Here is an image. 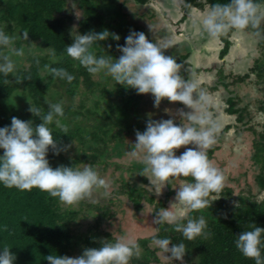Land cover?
Returning a JSON list of instances; mask_svg holds the SVG:
<instances>
[{"label":"clouds","instance_id":"1","mask_svg":"<svg viewBox=\"0 0 264 264\" xmlns=\"http://www.w3.org/2000/svg\"><path fill=\"white\" fill-rule=\"evenodd\" d=\"M71 2L75 7V0ZM193 23L212 40H219L230 31L234 35L251 34L264 39V0L217 2L201 11ZM249 29L253 31L250 33ZM109 36L120 40L118 34L107 29L84 34L72 31L73 42L66 46V54L90 74L102 73L116 84L135 89L138 94L150 93L156 107L167 99L190 109L187 112L179 110L180 124L171 118L149 119L144 131L136 130V142L126 155L144 165L141 175L150 174L153 178L149 179L151 187L155 188L157 195L161 192L160 185L168 184L170 178L191 177V180L180 179L175 202L168 208H160L153 224L173 225L187 240L207 237L211 233L206 231L208 224L204 216L188 218L186 223H181L172 205L179 204L190 210L204 209L212 203L208 199L210 194L219 193L225 185L222 170L213 164L207 154V150L217 142L221 129L218 118L210 110L211 97L194 74L185 78L181 74L182 65L177 63L176 58L165 55L164 50L173 43L171 39L161 44L150 41L142 31L130 30L124 38L125 43L117 44L121 55L113 58L105 52L97 54L94 51L97 47L101 48L98 42L106 41ZM19 38L29 40L28 31H22ZM17 39L16 35L0 27V76L5 78L13 76L17 79V65L13 57L25 54L23 46L16 47ZM50 52L55 57V49H50ZM44 67L54 78L69 83L75 79L63 67L47 64ZM30 105L29 111L39 118V124L13 116L10 125L0 127V149L3 150L0 155V185L21 191L38 188L65 205L89 197L98 188L107 189L108 182L92 164H83L82 167L50 166L47 159L49 149L59 154L52 125L68 133L67 125L61 121L65 116L63 101L49 103L43 114L39 107ZM168 111L165 109V112ZM72 143L75 144L73 140ZM187 145L195 147H186L180 155L175 154L176 149ZM151 243L164 254L166 260L184 264L187 251L183 242L173 243L170 237L154 235ZM234 244L243 256L253 259L255 264H264V227L252 224L249 230L236 235ZM10 249L7 245L0 247V264H14L16 257ZM140 252L138 242L121 235L114 241H101L99 248H84L82 254L76 257L52 253L44 259L48 264H129L134 256L139 257Z\"/></svg>","mask_w":264,"mask_h":264},{"label":"trees","instance_id":"2","mask_svg":"<svg viewBox=\"0 0 264 264\" xmlns=\"http://www.w3.org/2000/svg\"><path fill=\"white\" fill-rule=\"evenodd\" d=\"M113 3V0H110ZM138 4H146L148 0H135ZM206 4L229 3L230 0H204ZM200 0H184L186 11L191 6L201 5ZM122 5L119 7L122 9ZM68 0H7L5 6L0 5V26L7 25L8 33H20L27 30L29 40L19 39L17 45L32 47L35 43H42L47 49H55V57L50 54L31 56L27 67L16 70V77L5 78L0 76V100H5L21 91L28 102V110L12 109L9 112L1 109L0 127L10 125L13 116L39 124L41 121L29 111L30 104L39 107L42 114L47 111L49 103L63 101L65 116L61 118L67 125L68 133H63L53 124L54 136L57 138V150L54 154L50 148L47 159L51 167L59 165L83 166L92 164L98 168L107 165L110 156V145L115 141L123 140L122 134L130 130L128 127L131 111L138 104L139 94L132 88H125L117 84L112 91L93 78V74L79 65L77 61L66 54L65 48L73 42L72 29L76 18L67 9ZM79 6L85 17L79 20V29L84 33L90 31L100 32L107 29L121 32L123 25L114 23L121 14L117 11L108 13L104 11L101 1L83 0ZM70 8V7H69ZM114 17L116 20H110ZM108 18V19H107ZM264 27V25H262ZM249 32L253 30L249 29ZM71 33V34H70ZM222 39H224L222 37ZM123 41L122 43H124ZM123 45V44H120ZM261 47L260 58L254 61L251 73L257 82L264 83V39H259ZM231 43L224 39V47L219 57L224 59L229 53ZM94 51L117 58L120 54L117 44L109 49L99 47ZM105 52V53H104ZM189 53L182 56L181 61L188 59ZM38 61V62H37ZM63 67L75 77L70 83L60 78H54L45 65ZM185 64V63H184ZM183 65V64H182ZM184 66V65H183ZM220 75L223 72L219 71ZM183 74V73H181ZM11 75V74H10ZM250 74L238 78L245 81ZM227 88V84H223ZM51 91H53L51 93ZM229 107L227 113L237 115L238 121L243 122V110L237 108L235 99H226ZM261 110H264L262 107ZM86 121V122H85ZM90 122V123H88ZM141 131L140 129H137ZM256 138L252 159L258 167L256 176L257 193L264 194V131L252 129ZM118 132V133H117ZM142 132V131H141ZM129 134V132H127ZM72 140L75 144L72 143ZM119 144V143H118ZM217 146L208 149V157L212 159ZM3 150L0 149V155ZM191 180V177H183ZM170 188L167 200L174 194L172 181L168 182ZM255 195L249 197L234 195L229 187H224L219 193H212L208 197L212 203L204 209L189 210L179 222L186 223L188 218L204 216L211 234L207 237H197L187 240L181 232L175 230L173 225H158L159 231L155 236L170 237L173 243L183 242L186 246L184 264H255L253 259L243 256L235 247L236 235L243 230H249L252 224L264 227V198L261 201ZM125 194L136 207L141 205L142 191L127 185ZM151 202L154 199H150ZM65 205L53 198L47 192L33 188L31 191H21L15 187L7 188L0 185V247L9 246L15 254L14 264H48L44 257L55 253L69 257L79 256L84 248H99L103 240H115L112 234L100 232L101 222L111 217L106 205L102 207L89 204L92 208L102 211L95 217L94 224L83 232L79 231L75 222L80 218L82 206L73 207ZM164 206L161 204L159 207ZM154 236V235H153ZM152 236V237H153ZM150 238H141L138 243L141 248L139 257L134 256L129 264H158L159 249L152 248ZM175 264H180L175 261Z\"/></svg>","mask_w":264,"mask_h":264},{"label":"rangeland","instance_id":"3","mask_svg":"<svg viewBox=\"0 0 264 264\" xmlns=\"http://www.w3.org/2000/svg\"><path fill=\"white\" fill-rule=\"evenodd\" d=\"M6 1L0 0V5L4 7ZM81 1L83 0H75V7H73L71 0H68L67 6L68 11L76 18L73 28L70 30L79 34H83V32L81 29L77 31L79 28L78 22L85 18L82 17L85 14L83 15V11L79 6ZM97 1H101L102 5H104L102 9L108 13L117 11L120 8L119 5L125 3L122 9L120 8L123 17L119 15L120 17L114 22L121 23L124 28L119 33L111 30V33L120 36V40H113L109 36L106 41L98 42L101 48L109 49V45L124 44L125 42H122L125 41L124 38L129 34L130 30L142 31L150 41L161 44L171 39L173 43L168 49L164 50V53L165 55L174 56L176 61H181L182 56L186 54L188 47L191 46V55L188 59L181 62L184 65L181 64V73H183L182 75L185 78H191L194 74L199 79L200 86L206 89L211 97L210 110L221 124L217 142L212 145L217 146L218 150L215 151L210 160L222 170L225 176L224 187L231 188L234 195L246 197L255 195L258 192L256 176L259 170L252 159L256 138V134L253 133L256 131L252 129L259 132L264 131V110H261L262 107L264 108V83L259 84L256 76L251 73L254 61L261 56L259 38L251 34L246 36L234 35L230 31L222 36L231 43L229 54L222 59L215 57L213 50L222 49L224 43L221 40L210 39L206 33L199 31L198 27L193 23L194 18L209 7L204 0H200L202 3L197 6L200 12L192 15L190 21H186L190 22L189 24L183 21L172 23L171 21H177V19L171 16L170 13L167 14L161 10L156 16H154V12L145 14L147 9L137 6L133 0H113V3L110 0ZM166 1L160 0L163 4ZM109 19L113 20L114 17H109ZM0 27L6 31L7 25L2 24ZM9 34L16 35L18 37L17 40L21 39L18 33ZM16 41L15 45L19 47ZM23 48L25 52L23 57H13L17 65L16 70L24 66L27 67L31 56L50 54L49 49L40 42L35 43L32 47L23 45ZM120 55L121 53L118 57ZM220 70L223 72L222 75L219 73ZM247 74L251 75L250 78L245 79V81L238 80V78ZM93 78L102 82L110 91L117 85L111 77L102 73L93 75ZM223 84H227V88ZM229 97H233L237 108L243 110L245 117L243 122L238 121L237 115L227 113L229 104H227L226 99ZM137 102L138 104L131 111V118L128 123L130 130H124L122 134L123 140L115 141L114 144L110 145V156L108 155L107 157V165H101L97 170L99 175L108 182L107 189L98 188L89 197L73 205L77 209L82 206L83 209L79 214L80 218L75 222L81 232L94 224L95 217L102 213L98 208H92L93 210L90 211L89 204L92 203L100 207L106 205V208L110 210L111 217H106L102 220L100 226L101 234L105 235L108 232L115 239L124 235L138 242L141 238H150L156 234L158 225L153 224L156 212L160 208L170 207L175 202L176 191L178 190L180 179H183V177L170 178L174 194L167 200V194L170 190L168 184L165 186L161 184V192L157 195L155 188L151 187L149 179L153 178L150 174L141 175L144 165L137 160L130 159L126 153L133 147L132 144L136 142V130L144 131L146 122L149 119L171 118L175 123L180 124L182 121L179 116V110L183 109V111L187 112L190 109L180 102H169L167 99L162 100L159 106L156 107L154 106V97L150 93L139 94ZM0 105L1 109L6 112L15 108L24 112L28 110V102L21 91L16 92L10 98L0 100ZM165 109L169 111L165 112ZM186 147L195 146H181L175 150V154L180 155ZM127 185L139 188L142 191V201L139 207L134 206L125 194H120L121 191H125ZM263 198V193H257L256 199L258 201ZM150 199H154V201L151 202ZM161 204L164 206L157 209ZM172 210L180 219L185 217L190 209L179 204H173ZM150 246L158 249L152 243H150ZM158 255L161 261L158 264H175V261L166 260L163 253L159 252Z\"/></svg>","mask_w":264,"mask_h":264},{"label":"crops","instance_id":"4","mask_svg":"<svg viewBox=\"0 0 264 264\" xmlns=\"http://www.w3.org/2000/svg\"><path fill=\"white\" fill-rule=\"evenodd\" d=\"M133 1L135 2V4L137 6H141L142 8H146L147 9V12H145V14L154 12V16H156L157 13H159L161 11L165 12L167 14L170 13L171 16H173L174 18L177 19V21H171L172 23H177V22H182L183 21L184 23L189 24L190 22H186V21H188V20L190 21L192 19L191 18L192 15L197 14L198 12H200V10H198L197 8H192L190 14H188L189 12L186 11V9H185L184 0H167L164 4L161 3L160 0H148L147 3L144 4V5L136 3L135 0H133ZM220 40L222 42L221 38L219 39V41ZM188 48H189V50L186 53H190L191 52V46L188 47ZM221 50L222 49L213 50L214 53H215V57H219Z\"/></svg>","mask_w":264,"mask_h":264},{"label":"flooded vegetation","instance_id":"5","mask_svg":"<svg viewBox=\"0 0 264 264\" xmlns=\"http://www.w3.org/2000/svg\"><path fill=\"white\" fill-rule=\"evenodd\" d=\"M192 8H197V6H191L190 9L188 10L189 13L187 12L188 14H190ZM185 20H186V19H185ZM222 42L224 43V41H222ZM223 47H224V46H223ZM230 49H231V48H230ZM188 50H189V48H188ZM229 51H230V50H229ZM189 54L191 55V52H190ZM228 54H229V53H228ZM228 54H227V55H228Z\"/></svg>","mask_w":264,"mask_h":264}]
</instances>
